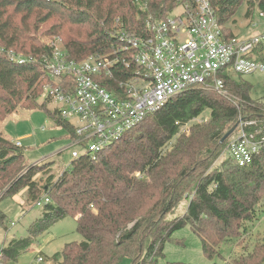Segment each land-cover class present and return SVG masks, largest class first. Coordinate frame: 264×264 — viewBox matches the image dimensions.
<instances>
[{"label":"trees","instance_id":"trees-1","mask_svg":"<svg viewBox=\"0 0 264 264\" xmlns=\"http://www.w3.org/2000/svg\"><path fill=\"white\" fill-rule=\"evenodd\" d=\"M190 1L0 0V126L18 108L36 107L45 82L43 60L52 55L55 41L75 61L107 56L121 45L122 33L147 37L149 21L166 20ZM210 1L228 36H233L228 24L242 5L248 15L264 11V0ZM54 20L59 22L44 34L53 42H37L32 33ZM61 22L70 25L67 33ZM11 51L22 55L24 64L12 61ZM257 59L264 62V47L257 50ZM224 78L227 92L239 101L192 87L96 161L74 159L57 177L52 163L28 166L24 150L0 133V202L23 190L31 204L50 200L27 238L4 244L0 264H16L34 240L66 218L76 219L85 241L66 244L53 257L42 256L44 264H120L125 258L132 264H159L174 234L188 225L208 260L221 256L222 246L251 239L248 225L258 219L264 201V148L248 166L228 157L214 165L227 150L230 139L223 138L240 115L264 127V98L253 99L251 85L240 75ZM207 111V122L194 123ZM186 198V213L169 219ZM4 219L0 215L1 224ZM242 249L221 264H264V237Z\"/></svg>","mask_w":264,"mask_h":264},{"label":"built area","instance_id":"built-area-1","mask_svg":"<svg viewBox=\"0 0 264 264\" xmlns=\"http://www.w3.org/2000/svg\"><path fill=\"white\" fill-rule=\"evenodd\" d=\"M174 12L166 20L149 21L147 37L122 33L121 45L107 56L75 61L53 44L52 55L43 60L41 97L55 106L57 122L70 129L72 146L85 150L73 151L72 158L87 156L96 161L170 99L192 87L239 101L227 92L225 75L264 73V62L257 59V50L264 47V11L258 14L262 33L247 39L228 36L210 0H191ZM9 58L20 64L25 61L13 51ZM234 134L226 150L228 158L240 167L248 166L264 148V127L240 115ZM15 145L21 147L20 142ZM49 201L46 198L36 205ZM44 263L38 256L34 264Z\"/></svg>","mask_w":264,"mask_h":264},{"label":"rangeland","instance_id":"rangeland-1","mask_svg":"<svg viewBox=\"0 0 264 264\" xmlns=\"http://www.w3.org/2000/svg\"><path fill=\"white\" fill-rule=\"evenodd\" d=\"M174 14L176 13L174 12L172 16ZM258 14L259 11L256 9L254 13L248 15V7L244 4L239 8L228 27L240 39L257 36L263 31L262 20ZM54 22L57 23L59 20H54L47 25L44 24L39 33L33 32L34 39L40 43H52L54 38L44 34L49 31ZM61 23L65 28L64 32L67 33L66 28H69L70 25L65 22ZM254 24L256 26H253ZM55 43L60 44L58 40ZM241 77L251 85L253 99L264 98V73L257 72L252 75H241ZM44 99V95L40 96L34 105L36 107L33 109H28L27 106L18 108L16 112L2 122L0 133L14 144L21 142L25 152V162L28 166L46 163H52L53 166L58 164L60 168L56 166L53 170L57 177L74 160L71 155L73 151L83 153L85 150L80 146H72L68 130L55 119V106L47 105ZM209 115V111L205 112L194 123L203 124L198 123V120H208ZM235 137L236 134L230 138ZM227 157L229 156L225 150L223 157H220L214 166ZM26 199V190H23L17 196L6 198L0 202V213L5 216L3 224L0 223V250L5 240L9 242L13 238H27L30 225L42 217L45 204L39 207L36 203L31 204ZM189 203V198L184 199L168 218L183 216ZM248 227L251 239L247 237L246 242L235 247L222 246L220 249L221 256L208 260L203 254L201 240L188 225L174 234L173 240L166 245L165 257L159 261V264H221L224 260L229 259L232 254H240L243 250L242 245L250 244L257 237H264V201L260 207L258 219L250 223ZM84 241V237L77 231L76 219L66 218L54 224L48 231L34 240L32 246L18 258L16 264H32L39 255L53 257L60 254L66 244ZM178 242L180 243L178 244ZM120 264L132 263L129 258H125Z\"/></svg>","mask_w":264,"mask_h":264},{"label":"crops","instance_id":"crops-1","mask_svg":"<svg viewBox=\"0 0 264 264\" xmlns=\"http://www.w3.org/2000/svg\"><path fill=\"white\" fill-rule=\"evenodd\" d=\"M232 34H233V33H232ZM233 36H235V34H233ZM236 37H237V36H236ZM60 127H61V126H60ZM20 143H21V142H20ZM21 148H22V145H21ZM56 166H58V167L60 168V166H59L58 164H56L55 166L52 167V169L54 170V167H56ZM65 169H66V168H65ZM65 169H63V170H65ZM63 170H62V171H63ZM62 171H61V172H62ZM53 173H54V172H53ZM59 174H60V173H59ZM16 196H17V195H16ZM13 197H15V196H13ZM13 197H12V198H13ZM26 197H27V190H26ZM26 200H27V199H26ZM24 205H25V203H24ZM24 205H23V206H24ZM23 213H24V211H23ZM0 215H1V216H4V215H2L1 213H0ZM39 219H40V218H39ZM37 220H38V219H37ZM35 221H36V220H35ZM35 221H34V222H35ZM13 239H18V238H13ZM13 239H11V240H13ZM11 240H10V241H11ZM7 242H8V241H7ZM7 242H6V240H5V242L3 243V246H4V244H6ZM1 249H2V248H1ZM39 256H42V255H39ZM36 259H37V258H36ZM36 259H35V261H36ZM34 263H35V262H33L32 264H34Z\"/></svg>","mask_w":264,"mask_h":264},{"label":"water","instance_id":"water-1","mask_svg":"<svg viewBox=\"0 0 264 264\" xmlns=\"http://www.w3.org/2000/svg\"><path fill=\"white\" fill-rule=\"evenodd\" d=\"M236 127H237V125H236L234 128H232V129H231V130H230V131L224 136L223 141L229 139V138L232 136V134L234 133Z\"/></svg>","mask_w":264,"mask_h":264}]
</instances>
